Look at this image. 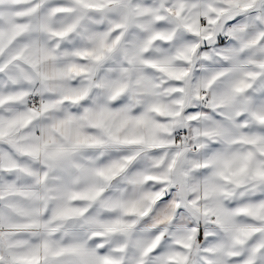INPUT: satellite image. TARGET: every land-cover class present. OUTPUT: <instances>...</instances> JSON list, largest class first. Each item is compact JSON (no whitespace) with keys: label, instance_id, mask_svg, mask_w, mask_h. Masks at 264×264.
Wrapping results in <instances>:
<instances>
[{"label":"crops","instance_id":"obj_1","mask_svg":"<svg viewBox=\"0 0 264 264\" xmlns=\"http://www.w3.org/2000/svg\"><path fill=\"white\" fill-rule=\"evenodd\" d=\"M0 264H264V0H0Z\"/></svg>","mask_w":264,"mask_h":264},{"label":"built area","instance_id":"obj_2","mask_svg":"<svg viewBox=\"0 0 264 264\" xmlns=\"http://www.w3.org/2000/svg\"><path fill=\"white\" fill-rule=\"evenodd\" d=\"M201 24L204 25L205 24V20L202 19L201 20ZM204 98L202 100V104L204 107H207L208 106V100L206 99V94L204 93ZM27 105H28V108L32 111H41V100H40V97L39 95L37 94H32L28 97V101H27ZM183 134V131L180 130L179 131V135H182Z\"/></svg>","mask_w":264,"mask_h":264},{"label":"rangeland","instance_id":"obj_3","mask_svg":"<svg viewBox=\"0 0 264 264\" xmlns=\"http://www.w3.org/2000/svg\"><path fill=\"white\" fill-rule=\"evenodd\" d=\"M204 93H205V94H206V96H207V93H206V92H202V96H203V98H204V95H203ZM206 99H207V98H206ZM202 100H203V99H202ZM207 100H208V99H207ZM202 105H203V104H202ZM208 106H209V103H208ZM208 106H207V107H208ZM182 131H183V130H182ZM183 134H184V131H183ZM183 134H182V135H179V136H180V137H182V136H183Z\"/></svg>","mask_w":264,"mask_h":264}]
</instances>
